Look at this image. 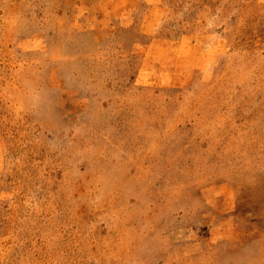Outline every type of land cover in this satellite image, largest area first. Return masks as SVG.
Here are the masks:
<instances>
[{
	"label": "rangeland",
	"instance_id": "obj_1",
	"mask_svg": "<svg viewBox=\"0 0 264 264\" xmlns=\"http://www.w3.org/2000/svg\"><path fill=\"white\" fill-rule=\"evenodd\" d=\"M0 264H264V0H0Z\"/></svg>",
	"mask_w": 264,
	"mask_h": 264
}]
</instances>
